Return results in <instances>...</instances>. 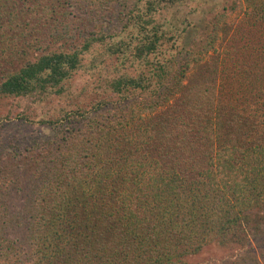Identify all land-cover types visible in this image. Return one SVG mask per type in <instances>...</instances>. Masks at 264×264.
<instances>
[{"label":"trees","instance_id":"trees-1","mask_svg":"<svg viewBox=\"0 0 264 264\" xmlns=\"http://www.w3.org/2000/svg\"><path fill=\"white\" fill-rule=\"evenodd\" d=\"M186 1L0 0V105L51 131L1 147L0 264H189L264 244V0H231L196 48L168 15ZM107 59L116 99L32 115Z\"/></svg>","mask_w":264,"mask_h":264},{"label":"rangeland","instance_id":"rangeland-1","mask_svg":"<svg viewBox=\"0 0 264 264\" xmlns=\"http://www.w3.org/2000/svg\"><path fill=\"white\" fill-rule=\"evenodd\" d=\"M231 0H187L185 3L174 8L173 12L168 11L169 18L176 24L185 19L186 31L182 35L181 44L186 48L190 46L196 48L198 47V41L206 32L211 28L210 20L214 14L220 12L229 4ZM91 4L81 3L77 6L75 12L80 15L79 21H76V25L83 32L81 35H87L92 29L88 19L92 15L90 11ZM244 11L243 9H238L234 13H231L229 20L241 18ZM77 30H75L76 32ZM86 32V33H85ZM223 37L221 36L219 42L217 43V49L221 48ZM79 40V38H77ZM92 56L90 55L86 60L88 61ZM114 59L105 60L101 65L96 68H88L86 71H79L71 78L69 82L66 83L68 88V93L61 97L52 98L48 101L41 102L39 104L32 105V115H43L49 117L61 116L62 108L63 110H74L77 108L83 109V107H90L95 104L99 98L116 99L117 97L110 94V90L106 88L104 82L109 78L114 72ZM131 74L136 73L135 70L130 69ZM192 76L188 77L191 79ZM112 95V97H108ZM5 102V101H4ZM115 102V101H113ZM14 104H10V100L5 102L4 105H0V114L5 115L7 111L12 108L13 115L11 119L3 120L2 127V137L4 138V143L0 145L1 147L8 141L12 136H18L20 142L22 138L32 142L33 140H48L51 135L49 129H42V126L38 123L34 125H27L20 123L17 116L15 115L17 110L13 108ZM15 115V116H14ZM38 117V116H37ZM36 118V117H35ZM81 122H78L80 124ZM23 142V141H22ZM189 264H264V244L257 243L253 237L251 238L250 246L249 244L244 247H236L233 250H228L225 248L217 246H208L200 254L191 257Z\"/></svg>","mask_w":264,"mask_h":264}]
</instances>
